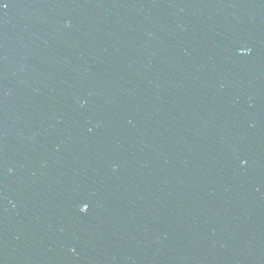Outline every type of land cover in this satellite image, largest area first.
Returning a JSON list of instances; mask_svg holds the SVG:
<instances>
[{
	"label": "water",
	"instance_id": "obj_1",
	"mask_svg": "<svg viewBox=\"0 0 264 264\" xmlns=\"http://www.w3.org/2000/svg\"><path fill=\"white\" fill-rule=\"evenodd\" d=\"M0 264H264V0H4Z\"/></svg>",
	"mask_w": 264,
	"mask_h": 264
},
{
	"label": "snow or ice",
	"instance_id": "obj_2",
	"mask_svg": "<svg viewBox=\"0 0 264 264\" xmlns=\"http://www.w3.org/2000/svg\"><path fill=\"white\" fill-rule=\"evenodd\" d=\"M4 0H0V4H3Z\"/></svg>",
	"mask_w": 264,
	"mask_h": 264
}]
</instances>
